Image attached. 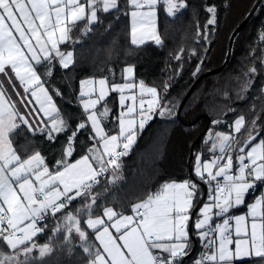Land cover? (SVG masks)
Instances as JSON below:
<instances>
[{
  "label": "snow or ice",
  "instance_id": "obj_1",
  "mask_svg": "<svg viewBox=\"0 0 264 264\" xmlns=\"http://www.w3.org/2000/svg\"><path fill=\"white\" fill-rule=\"evenodd\" d=\"M120 6V0H0V76L6 77L16 91L14 75L23 89L22 93L16 91V95L24 107L23 111L18 108L0 80V242L10 250L0 249V264L43 261L54 251L53 237L60 234L69 252L74 246L82 249L88 257L87 264H182L190 254V226L196 230L203 248L193 264H234L252 257L264 260V192L247 205L246 214L230 215L232 209L245 204L246 196L258 183H264V139L255 142L256 120L248 128L246 117L240 115L229 125V133L209 130L205 143L211 142L213 158L202 161L197 154L194 168L195 177L208 185V202L199 207L194 225L192 210L196 207L199 185L192 179L163 183L155 193L133 204L131 214L105 206L102 215H94L100 198L94 189L101 178L115 184L120 179L121 158L129 154L138 133L155 115L174 114L172 108L161 103L156 87L135 80L134 66L123 68L124 83L109 84L106 77L80 82V106L86 120L78 123L68 136L54 170L47 166L40 152L24 158L13 147L11 136L22 127L32 134L45 133L49 140L68 130V122L37 66H44L48 77L55 61L61 68L69 69L75 64L74 49L65 52L61 46L80 43L72 37L79 22H87L81 32L86 36L93 25L101 22L98 13L119 11ZM127 6L133 21L131 43L139 47L145 42L143 33L137 36L136 25L140 23L155 44L162 46L156 24L158 6H163L167 16L175 17L187 3L127 0ZM206 11L210 14L207 25L215 24L216 7L208 6ZM197 36L207 38L199 29ZM261 39L264 40V33ZM183 51L174 59L180 61ZM191 55H197L194 49ZM201 64L193 75L200 71ZM248 71L254 74L257 69L251 67ZM87 85H92L91 91H85ZM247 86L246 83L242 90ZM168 87L165 84V90ZM52 91L62 95L58 89ZM110 92L119 93L120 103L119 115L112 117L118 131L111 134L105 126L111 109L106 103L103 110L98 108ZM89 126L88 139L92 143L87 153L70 161L77 134ZM242 131L247 135L241 144L236 134ZM217 151L219 155L215 154ZM77 199L83 203L69 211ZM49 218L56 222L52 235L39 244L37 239L48 228ZM216 218L220 222L213 223ZM91 235L97 244L90 243ZM233 244L234 249L230 247Z\"/></svg>",
  "mask_w": 264,
  "mask_h": 264
},
{
  "label": "trees",
  "instance_id": "obj_2",
  "mask_svg": "<svg viewBox=\"0 0 264 264\" xmlns=\"http://www.w3.org/2000/svg\"><path fill=\"white\" fill-rule=\"evenodd\" d=\"M254 0H186L187 7L181 10L174 18H169L160 8L158 14V32L163 40L162 46L147 42L139 47L130 41L129 8L127 0H120V10L108 14L98 13L100 23L92 26L91 32L82 36L84 22H80L72 33L74 40L80 43L62 45V50L74 49L75 64L69 69L60 70L54 62L52 75L45 74L44 66H37L46 87L53 95V100L60 110L62 117L68 122L69 128L61 138L63 145L67 137L76 129L84 115L77 105L79 81L88 78L106 77L109 84L119 83L123 80L124 66H134L135 80H143L147 85L154 86L161 94V103L173 109L172 116L160 117L158 114L139 132L135 144L129 154L122 158V169L118 183L109 184L108 179L101 178V183L94 189L100 194L98 207L94 215H102L105 206H114L116 211L124 214L131 212V206L147 198L148 194L155 193L165 182L198 179L189 174L187 157L193 147L195 155L203 143L204 137L210 128L217 131H229V125L240 115H244L248 128L256 120L253 135L257 140L264 135V74L260 58L262 51L259 49V31L264 28V2L246 25V28L237 36L232 57L226 68L217 74L204 77L197 82L194 89L184 101H181L195 82L198 76L209 69L219 68L225 54L228 37L233 28L244 18ZM216 7V26L207 27L208 13L206 7ZM211 30L210 43L206 44L203 37L197 36V30ZM192 44L196 47L197 55H191ZM207 54L202 71L193 75L200 59L201 50ZM183 49L182 59L177 61L175 55ZM254 52L251 53V51ZM254 55V56H253ZM253 59H257L258 83L251 85L246 92V98H239L240 93L235 92L236 85L233 79L242 76ZM179 69V72H177ZM226 75H229L228 77ZM261 77L262 82L259 81ZM169 87L165 90L164 86ZM53 89H58L62 95L57 96ZM111 109L109 121L105 126L110 134L117 132V122L112 117L118 116V104L115 94H110L99 107L104 104ZM177 103V106H175ZM232 108V110H230ZM214 120H221L220 124H213ZM88 129L81 130L74 141L75 151L71 158H78L85 153L86 148L92 143L88 137ZM247 133L238 134L240 141L244 140ZM13 146L17 153L26 158L35 152L46 156L48 165L53 169L52 159L60 150L58 141L52 143L44 134L29 133L25 127L17 130L12 136ZM200 137L198 142H195ZM256 140V141H257ZM192 159V167L193 161ZM205 158V155L203 156ZM107 189V191H105ZM196 203L198 207L205 199ZM251 192L246 197L245 204L253 198ZM83 201L77 199L69 211H74ZM86 219V217H84ZM196 218L195 213L192 220ZM55 220L49 218L48 228L40 234L37 243L43 244L52 235L51 229ZM193 225V223H191ZM86 227V226H85ZM191 227V226H190ZM90 231V230H89ZM190 236L194 237L197 246L193 255L185 262L191 261L198 250L199 240L191 227ZM75 239V238H74ZM63 234L53 237L54 251L43 261L36 260L33 264H87L88 257L82 249L74 246L69 252L68 247L62 244ZM90 243L97 244L94 235L90 236ZM193 243V242H192ZM192 247V246H191ZM0 249L5 252L6 245L0 242ZM38 256L37 252L33 253ZM234 264H264V260L251 258L244 262Z\"/></svg>",
  "mask_w": 264,
  "mask_h": 264
},
{
  "label": "crops",
  "instance_id": "obj_3",
  "mask_svg": "<svg viewBox=\"0 0 264 264\" xmlns=\"http://www.w3.org/2000/svg\"><path fill=\"white\" fill-rule=\"evenodd\" d=\"M82 2H84V0H82ZM160 8L164 11V9H163V6H158V9H157V20H156V24H157V27H158V14H159V10H160ZM114 11V10H113ZM130 11H131V9H129V24H130V41H131V34H132V26H133V21H132V17H131V15H130ZM164 13H165V11H164ZM166 14V13H165ZM82 22V21H81ZM85 24H84V26H83V28L85 27V25H86V21H83ZM80 23V22H79ZM136 27H137V36H140L142 33L144 34V40H145V42L143 43V44H145V43H147V42H153L154 44H155V42L146 34V31H145V29H144V27L140 24V23H137V25H136ZM158 31V30H157ZM132 44V43H131ZM142 44V45H143ZM133 45V44H132ZM156 45V44H155ZM68 50H71V49H67V50H63V51H65V52H67ZM55 63H56V65L60 68V70H65V69H63V68H61L60 67V65H59V63H58V61H55ZM126 66H128V65H126ZM125 67V66H124ZM42 77V76H41ZM14 75H13V77H12V79H13V83L15 84V86H16V91H19V92H23V89L22 88H20V86H19V82L18 81H16V80H14ZM134 78H135V74H134ZM89 79H94V80H99L100 78H93V77H88V78H84V79H82V80H80L79 81V85H78V94H77V105H78V107H79V109L81 110V112L83 113V109H82V107L80 106V96H79V93H80V90H81V81H83V80H89ZM0 80H3V85H4V88L6 89V91H7V93L11 96V98H13L12 100L13 101H16L17 102V106H18V108H20V110L21 111H23L24 110V107H23V105H20L19 104V99H20V97H18L17 95H16V91H14L13 90V87H12V84H9V82H8V79L6 78V77H2V76H0ZM125 81L124 80H122L121 82H119V83H124ZM149 86V85H148ZM96 87L98 88L99 86L98 85H96ZM91 89H92V85H87V86H85V91H91ZM137 92H138V90H137ZM13 93V94H12ZM110 94H115L116 95V99H117V104H118V115H119V112H120V103H119V93H114V92H110L109 93V95ZM108 95V96H109ZM108 97H106V99H107ZM148 98H150V97H146V99H148ZM84 99H87V97H85ZM33 103H35L34 101H33ZM103 103V102H102ZM101 103V104H102ZM100 106H102V105H98V108L100 107ZM38 107V106H37ZM100 110H103V107L100 109ZM42 115V114H41ZM83 115H84V120H86V116H85V114L83 113ZM30 119H31V117H29ZM150 122V121H149ZM148 122V123H149ZM105 123H106V121H105ZM147 123V124H148ZM146 124V125H147ZM38 126V125H37ZM88 130H89V132H90V134H91V128H90V126L87 128ZM117 129H118V125H117ZM118 131V130H117ZM36 133H41V134H44V136L47 138V135L45 134V133H42V132H40V131H37ZM63 134L64 133H60V134H58V136H57V139H55V140H50L52 143H54L55 141H58L57 143L58 144H60L59 146L61 147L60 148V150L58 151V153L56 154V157L55 158H53L52 159V162H53V165H51V166H53L54 168L52 169L49 165H48V162H47V159H46V156H44L43 154H41L44 158H45V162H46V164H47V166L51 169V170H54L55 169V167H56V162H57V160H59V159H61V156H62V146H64L62 143H61V140L60 139H58V138H61V136H63ZM68 138V137H67ZM11 139H12V137H11ZM48 139V138H47ZM260 139H264V135H262L257 141H255L256 143H258L259 142V140ZM49 140V139H48ZM91 145V144H90ZM89 145V146H90ZM88 146V147H89ZM14 147V146H13ZM88 147L86 148V150H85V153L83 154V155H85L86 153H87V150H88ZM83 155H81V156H83ZM80 156V157H81ZM80 157H78V158H69L70 159V161H75V160H78ZM206 158V159H205ZM204 158V160H209L210 158L209 157H205ZM202 159H203V157H202ZM192 171H193V167H192ZM194 174V173H193ZM178 182H180V181H178ZM197 184L198 185H200V189H201V195H202V193H204V189H203V184H202V182L201 181H197ZM261 192H264V185H261V186H259L258 187V189H257V192L254 194V196H253V198L249 201V203H252L253 202V200H254V198L256 197V196H258V195H260V193ZM251 193V192H250ZM203 196V195H202ZM248 196V195H247ZM246 196V197H247ZM202 198V197H201ZM200 201V200H199ZM198 201V202H199ZM203 202V201H202ZM201 202V203H202ZM201 203H200V205H201ZM249 203H247V204H244V205H241V206H239L238 208H234V209H232V215H242V214H246L247 213V205L249 204ZM199 205V206H200ZM198 206V207H199ZM198 207H196L194 210H192V215H193V213H195V216H197L198 215V213H197V211H198ZM194 211V212H193ZM129 214H131V212L129 213ZM192 220V219H191ZM113 232H114V230H112ZM190 232H191V229H190ZM195 234H196V232H195ZM196 236H197V234H196ZM194 238V237H193ZM193 238L191 237V246H192V242H193ZM232 238L233 239H235L236 237H235V232L233 231V235H232ZM199 240V239H198ZM199 243H200V241H198ZM96 243H98V242H96ZM230 247H232L233 249H234V247H235V245L233 244V245H231ZM191 248V247H190ZM190 250V249H189ZM252 258H255V257H252ZM251 258H243V259H241V260H237V261H234V262H244V261H248V260H250Z\"/></svg>",
  "mask_w": 264,
  "mask_h": 264
},
{
  "label": "rangeland",
  "instance_id": "obj_4",
  "mask_svg": "<svg viewBox=\"0 0 264 264\" xmlns=\"http://www.w3.org/2000/svg\"><path fill=\"white\" fill-rule=\"evenodd\" d=\"M208 19L210 18V14L208 13ZM167 17H169V16H167ZM169 18H174V17H169ZM206 26L207 27H210V28H212V26H216V23L215 24H213V25H207V23H206ZM246 28V26L242 29V30H244ZM157 30H158V27H157ZM242 32V31H241ZM240 32V33H241ZM260 33H259V37L258 38H256V41H258V46H259V49L262 51V56H261V58H260V61L262 60V59H264V40H262L261 39V33H264V28L263 29H261L260 31H259ZM159 33V32H158ZM203 33H206V36H207V38L205 39L203 36H200V37H203V39L205 40V42H206V44H208V43H210V33H211V30H207V29H204V31H203ZM239 33V34H240ZM160 35V34H159ZM239 36V35H238ZM161 37V36H160ZM153 43V42H152ZM154 44V43H153ZM192 50L194 49L196 52H197V50H196V47L195 46H193V44H192ZM207 47L206 46H204V48H202V50H201V57H200V59L198 60V64H201V60H203V63L207 60V57H208V55L207 54H204V52H203V50H207L206 49ZM252 52H254V50H252L251 51V53ZM254 56V55H253ZM253 60H255V61H253L252 63H250L249 64V67L247 68V69H245L244 70V73H243V75L242 76H239V77H236L235 78V82H234V78L233 77H230L229 79H231V81H232V79H233V83H234V85H236V90H235V92H238V93H240V95L238 96L239 98H246V92L251 88V85H252V83L253 84H256L257 85V83H258V76H257V73H258V70L256 71V73H254V74H252V73H249V68H251V67H255V63L257 62V59H253ZM203 63L201 64V69H200V71H202V68H203ZM262 64V63H261ZM197 68V67H196ZM256 69H258V67H255ZM262 69L261 70H259L260 71V73H263L264 74V64H262V67H261ZM215 69H217V68H213V69H209L208 71H210V70H215ZM199 71V72H200ZM195 72H196V69H195ZM198 72V73H199ZM198 73H196L195 75H197ZM203 73V72H202ZM219 73V72H218ZM214 74H217V73H214ZM201 75V74H200ZM211 75H213V74H211ZM209 76V75H208ZM227 77L229 76V75H226ZM260 79H259V81L260 82H262V79H261V77H259ZM248 84V86H247V88L246 89H244V90H242L243 89V86L245 85V84ZM262 87V89H264V85L263 86H261ZM186 94H187V92H186ZM185 94V95H186ZM185 95H184V97H185ZM184 97H183V99H184ZM188 98V97H187ZM186 98V99H187ZM183 99H182V101H183ZM185 99V100H186ZM182 101H181V103H182ZM184 103V102H183ZM181 105V104H180ZM177 106V103H175V106L174 107H176ZM182 107V106H181ZM230 110H232V108L230 109ZM219 121H221V120H219ZM222 122V121H221ZM220 124V123H219ZM209 130H211L213 133H215V132H225V133H229L231 130H229V131H222V130H220V131H217L216 129H214L213 127L212 128H210ZM209 130L207 131V133H206V135H205V137H204V140H203V143L201 144V146H200V148H199V152L197 153V154H200L201 155V160L202 161H205L204 160V158L202 159V157L205 155V157H211L209 160H211L212 158H213V153L212 152H210V148H211V142H209V143H205V140H206V138H207V136H208V134H209ZM237 136H238V134H236ZM239 137V136H238ZM243 143V140L241 141V144ZM197 154H196V156H197ZM216 155H219V153H218V151H217V153H215ZM234 154H235V152H234ZM196 156L194 157V161H193V173H194V168H195V165H196ZM206 159V158H205ZM195 175V174H194ZM178 182V181H177ZM201 187H200V185H199V196H198V198H197V202L201 199V197H202V195H201V189H200ZM196 202V203H197ZM205 202H208V198H205L204 200H203V202L201 203V205L199 206V207H201L202 205H203V203H205ZM197 207V206H196ZM196 207H194L193 208V210L196 208ZM199 207H198V211H197V213L199 212ZM194 212V211H193ZM196 218H197V216H196ZM196 218H194L193 220H191V223H193V225H194V223H195V220H196ZM190 229H191V227H190ZM190 229H189V231H190ZM194 231L196 232V230L194 229ZM75 238V240H77L78 241V237H74Z\"/></svg>",
  "mask_w": 264,
  "mask_h": 264
},
{
  "label": "water",
  "instance_id": "obj_5",
  "mask_svg": "<svg viewBox=\"0 0 264 264\" xmlns=\"http://www.w3.org/2000/svg\"><path fill=\"white\" fill-rule=\"evenodd\" d=\"M264 2V0H254L252 5L250 6V8L248 9L247 13L245 14L244 18L233 28V30L231 31L228 40H227V46H226V54H225V58L222 62V64L220 65L219 68L215 69V70H210V71H205L203 72L200 76L197 77V79L195 80V82L191 85L190 89L188 90L187 94L185 95L181 105H183V102L185 101V99L190 95V93L192 92V90L194 89L195 85L197 84L198 81H200L201 79H203L204 77H207L208 75L214 74V73H218L220 71H222L223 69L226 68L227 64L229 63L232 54H233V47H234V42L237 38V36L239 35V33L242 31V29L251 21V19L254 17V15L256 14V12L258 11V9L260 8L261 4ZM200 139V137L197 138V140L195 142H198ZM195 155V151L193 149V147L191 148L189 155L187 157V165L189 167V174L192 173V159ZM204 189V197L206 198V190ZM193 238V237H192ZM197 246V242L196 240L193 238V243H192V247L189 250V255L185 258H189L193 255L195 249Z\"/></svg>",
  "mask_w": 264,
  "mask_h": 264
},
{
  "label": "built area",
  "instance_id": "obj_6",
  "mask_svg": "<svg viewBox=\"0 0 264 264\" xmlns=\"http://www.w3.org/2000/svg\"><path fill=\"white\" fill-rule=\"evenodd\" d=\"M122 158H123V157H122ZM122 158H121V160H122ZM110 175H111V173H108V176H110ZM102 178H103V177H102ZM201 182H202V181H201ZM116 183H118V181H117ZM202 184H203V186H204V188H205V190H206V198H208V185L204 184L203 182H202ZM261 185H264V183H258L257 188L253 189L251 192H252L253 194H255V193L257 192L258 187L261 186ZM230 215H232V210H231V212H230ZM215 222H220V218H216V219L214 220L213 223H215ZM190 249H191V248H190ZM202 251H203V248H202V245H201V242H200L195 257H194L191 261H189V262H185V260L188 259V258H184L183 261H182V264H193L194 260H195V259H196V258L202 253ZM194 252H195V251H194ZM189 258H190V257H189Z\"/></svg>",
  "mask_w": 264,
  "mask_h": 264
},
{
  "label": "bare ground",
  "instance_id": "obj_7",
  "mask_svg": "<svg viewBox=\"0 0 264 264\" xmlns=\"http://www.w3.org/2000/svg\"><path fill=\"white\" fill-rule=\"evenodd\" d=\"M14 80H15V78H14ZM13 94V93H12ZM13 99V98H12Z\"/></svg>",
  "mask_w": 264,
  "mask_h": 264
}]
</instances>
